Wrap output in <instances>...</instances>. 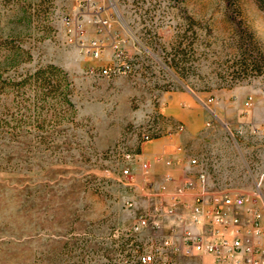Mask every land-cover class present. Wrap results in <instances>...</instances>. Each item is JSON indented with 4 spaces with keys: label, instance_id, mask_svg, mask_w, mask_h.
Here are the masks:
<instances>
[{
    "label": "rangeland",
    "instance_id": "rangeland-1",
    "mask_svg": "<svg viewBox=\"0 0 264 264\" xmlns=\"http://www.w3.org/2000/svg\"><path fill=\"white\" fill-rule=\"evenodd\" d=\"M96 2L135 78L97 75L110 49L94 60L69 41L78 0H0V264H123L113 235L149 207L122 177L124 155L141 153L143 132L168 127L165 107L192 109L174 105L177 95L191 99L205 139L220 148L214 185L264 212V0ZM49 65L67 76L70 107L51 89L37 95L31 75ZM152 159L133 166L137 183L147 180L142 162L155 175Z\"/></svg>",
    "mask_w": 264,
    "mask_h": 264
},
{
    "label": "built area",
    "instance_id": "built-area-1",
    "mask_svg": "<svg viewBox=\"0 0 264 264\" xmlns=\"http://www.w3.org/2000/svg\"><path fill=\"white\" fill-rule=\"evenodd\" d=\"M78 4L81 17L66 19L69 41L94 60H100L110 49V61L97 75L135 78L137 66L123 48L122 39L112 31L111 19L103 15L96 0H78ZM83 14L90 15L88 22L95 29L94 38L87 37ZM252 104L253 99L249 97L245 106L251 108ZM184 131L182 123L169 120L166 129L143 132L141 152L155 138L172 141ZM176 150L182 152L183 148L179 146ZM140 158L141 153L124 155L126 165L122 177L149 202V207L129 228L113 235L120 262L184 264L182 261L200 259L201 264H264V212L253 202V197L211 189L205 162L195 158L190 160V165L201 169L194 180L177 184L175 177L166 173L162 182L156 184L147 178L151 173L150 165L142 162V173L147 180L144 184L137 183L133 166ZM154 163L167 168L175 164L160 155L154 157ZM254 196L261 199L260 195ZM134 207L133 200L125 202L126 209Z\"/></svg>",
    "mask_w": 264,
    "mask_h": 264
},
{
    "label": "crops",
    "instance_id": "crops-1",
    "mask_svg": "<svg viewBox=\"0 0 264 264\" xmlns=\"http://www.w3.org/2000/svg\"><path fill=\"white\" fill-rule=\"evenodd\" d=\"M90 37H92L90 35ZM185 103L192 109L189 111L175 112L169 107H165L161 110L162 115L170 118L173 122L182 123L185 126V131L182 135H179L176 139L161 140L156 143L146 146L141 152V157L162 156L166 159H171L175 162L172 168H167L162 164L154 163L155 175L149 179L156 184L161 183L166 173H171L176 180V183H181L186 180H194L197 172L201 167H194L190 165L191 159H198L201 162H205L204 168L208 174L209 186L213 190H220L222 187H216L214 185V178L210 166H213V160L216 159V155L221 151L217 144L209 142L205 138V134L202 132L203 128V115L199 111L194 110L191 104V99L187 95H177L173 97L174 105H181ZM207 124V123H206ZM195 139V142L190 146L187 143L189 139ZM183 148L182 152H178L177 147ZM154 159V158H153ZM152 159V160H153ZM202 166V165H201ZM148 178V177H147ZM140 177V181H141ZM172 188V187H171Z\"/></svg>",
    "mask_w": 264,
    "mask_h": 264
},
{
    "label": "trees",
    "instance_id": "trees-1",
    "mask_svg": "<svg viewBox=\"0 0 264 264\" xmlns=\"http://www.w3.org/2000/svg\"><path fill=\"white\" fill-rule=\"evenodd\" d=\"M21 52L24 51L22 50ZM31 78L38 84V91L36 92L39 97L45 95L44 89L48 88L49 90L51 89V91L55 92V98L57 101L62 103V105L66 104L70 107L68 99L66 98L67 93L64 87L67 81V76L61 69L53 65L40 67L31 75Z\"/></svg>",
    "mask_w": 264,
    "mask_h": 264
}]
</instances>
